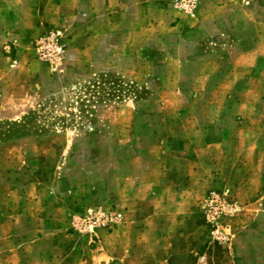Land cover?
Masks as SVG:
<instances>
[{"label":"rangeland","instance_id":"rangeland-1","mask_svg":"<svg viewBox=\"0 0 264 264\" xmlns=\"http://www.w3.org/2000/svg\"><path fill=\"white\" fill-rule=\"evenodd\" d=\"M0 264H264V0H0Z\"/></svg>","mask_w":264,"mask_h":264},{"label":"built area","instance_id":"built-area-1","mask_svg":"<svg viewBox=\"0 0 264 264\" xmlns=\"http://www.w3.org/2000/svg\"><path fill=\"white\" fill-rule=\"evenodd\" d=\"M54 45H56L55 39L53 37L47 38L40 47V55L49 60L55 59L59 55V50Z\"/></svg>","mask_w":264,"mask_h":264}]
</instances>
